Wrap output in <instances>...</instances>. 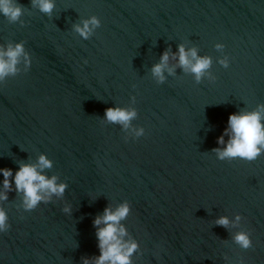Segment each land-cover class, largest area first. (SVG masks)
Instances as JSON below:
<instances>
[{
    "label": "water",
    "instance_id": "1",
    "mask_svg": "<svg viewBox=\"0 0 264 264\" xmlns=\"http://www.w3.org/2000/svg\"><path fill=\"white\" fill-rule=\"evenodd\" d=\"M13 2L21 12L0 15V50L23 54L0 79V168L14 175L43 155L41 174L65 187L25 210L8 177L0 264H94L92 221L122 204L130 264H264V151H213L229 114L264 108V0H52L50 13ZM90 18L85 39L74 26ZM178 45L210 59L199 80ZM106 108L135 116L124 127ZM241 232L250 247L234 242Z\"/></svg>",
    "mask_w": 264,
    "mask_h": 264
},
{
    "label": "clouds",
    "instance_id": "2",
    "mask_svg": "<svg viewBox=\"0 0 264 264\" xmlns=\"http://www.w3.org/2000/svg\"><path fill=\"white\" fill-rule=\"evenodd\" d=\"M34 6L43 13H50L53 8L52 0H32ZM20 7L13 0H0V15L5 16L9 21H16L20 15ZM91 26V27H90ZM98 26L95 18H90L81 22V25L74 26L76 33L82 38H87L92 28ZM23 54L22 45L8 46L0 50V79L16 71L15 65L18 58ZM178 65L194 74L199 80L201 74L209 67L210 59L208 57L198 58L194 49L185 51L181 45L177 46ZM169 59L168 51L161 54L160 63L153 66L152 73L159 80H162V69L166 66ZM170 71V70H169ZM135 116L133 110L120 108H106L104 118L108 122L119 123L124 127ZM264 119V108L258 106L252 112L231 113L227 117V127L223 130L220 137L217 138V144H224V148L214 149L218 159L241 158L245 160L255 159L264 151V125L261 120ZM139 135V133H137ZM227 135L228 141L225 143L223 137ZM48 161L43 155L38 157L36 164H20L15 174L11 169L0 168V201L6 199V192L9 190L8 177L12 176L17 193H22V204L25 210H30L40 201H46L52 194L59 195L63 192L64 185L56 184V178H46L41 174V170L50 167ZM67 211V209H65ZM128 207L126 204L118 206L116 209L105 208L101 215L96 216L93 221V227L96 229L95 237L99 256L94 264H130L129 257L136 248V244L131 241H125V229L119 225V221L126 217ZM237 220L239 217L236 218ZM227 218L221 217L216 220L219 226H227ZM9 229L6 213L0 209V233H5ZM233 240L242 248L250 247V240L247 234L237 233ZM83 264H89L84 260Z\"/></svg>",
    "mask_w": 264,
    "mask_h": 264
}]
</instances>
